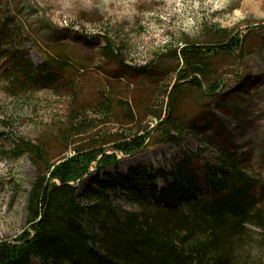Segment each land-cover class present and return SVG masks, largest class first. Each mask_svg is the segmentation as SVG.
Returning a JSON list of instances; mask_svg holds the SVG:
<instances>
[{
  "label": "rangeland",
  "instance_id": "374dc122",
  "mask_svg": "<svg viewBox=\"0 0 264 264\" xmlns=\"http://www.w3.org/2000/svg\"><path fill=\"white\" fill-rule=\"evenodd\" d=\"M8 17L19 34L14 43L0 41V243L27 229L32 183L48 165L75 148L113 154L139 127L151 136L136 154L118 153L120 172L139 165L171 171L189 157L204 183L207 166L232 153L261 181L264 198V0H0V24ZM232 37H241L242 46L236 55L206 59L202 89L183 84L185 65L173 52ZM105 40L119 61L107 56ZM18 49L36 65L67 57L73 70L24 92L10 80L13 62L2 52ZM177 85L184 94L176 111L166 92ZM104 96L114 97L113 109L130 102L142 125H127L123 112L98 109ZM174 120L182 131H173ZM167 133L181 144L170 143ZM25 143L41 155L26 153Z\"/></svg>",
  "mask_w": 264,
  "mask_h": 264
},
{
  "label": "trees",
  "instance_id": "16d2710c",
  "mask_svg": "<svg viewBox=\"0 0 264 264\" xmlns=\"http://www.w3.org/2000/svg\"><path fill=\"white\" fill-rule=\"evenodd\" d=\"M14 24L11 17L0 24L2 43L17 40L19 28L9 27ZM240 38L222 45L184 44L173 52L185 65L183 84L202 89L201 78L208 76L206 59L236 55L244 42ZM105 41L104 51L110 56V47L106 49L110 41ZM2 52L13 62L10 80L24 92L42 83L48 86L57 75L61 79L73 70L70 60L61 55L36 65L19 49ZM111 56L119 61L117 55ZM136 71L147 74L145 68ZM182 87L166 92L167 98L173 96L176 111ZM114 105V97L104 96L98 109L123 112L127 125H142L130 102L116 109ZM152 115L162 120L160 113ZM170 126L177 132L183 129L175 120ZM143 129L131 131L114 146L113 154L75 148L59 163L48 165L32 183L27 229L17 239L0 243V264H264L261 181L236 155L226 152L207 166L204 183L189 157L178 160L171 171L139 165L120 172L118 155L136 154L151 136V132L141 134ZM169 134L165 137L170 143L181 144ZM23 150L41 155L40 148L30 143Z\"/></svg>",
  "mask_w": 264,
  "mask_h": 264
}]
</instances>
